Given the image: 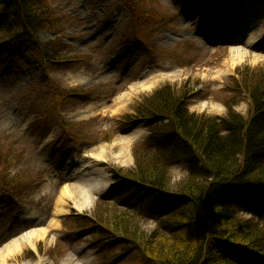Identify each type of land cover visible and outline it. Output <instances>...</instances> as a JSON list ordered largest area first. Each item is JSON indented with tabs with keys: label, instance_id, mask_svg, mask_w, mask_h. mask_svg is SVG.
<instances>
[{
	"label": "rangeland",
	"instance_id": "374dc122",
	"mask_svg": "<svg viewBox=\"0 0 264 264\" xmlns=\"http://www.w3.org/2000/svg\"><path fill=\"white\" fill-rule=\"evenodd\" d=\"M139 1L148 16L137 21L119 0H48L55 25L38 39L60 61L45 65L25 54L29 65L0 66V264H112L92 248L97 237L72 224L110 196V173L134 167L132 147L146 138V122L121 118L163 86L191 90L190 113L225 117L234 79H241L236 71L264 67V0ZM233 54L242 59L231 65ZM149 81L148 90L139 87ZM119 97L127 101L118 105ZM242 99L234 110L247 118ZM123 139L126 162L114 152ZM185 173L184 165L174 167L173 183ZM233 201L244 219L264 228L258 195L237 190ZM153 227L141 226L147 234ZM31 233L34 249L15 245ZM119 254L121 264L132 263Z\"/></svg>",
	"mask_w": 264,
	"mask_h": 264
},
{
	"label": "trees",
	"instance_id": "16d2710c",
	"mask_svg": "<svg viewBox=\"0 0 264 264\" xmlns=\"http://www.w3.org/2000/svg\"><path fill=\"white\" fill-rule=\"evenodd\" d=\"M119 3L132 20L148 16L139 12V0ZM54 23L48 0H0V66L26 65L25 54L45 65L60 61L51 44L38 39ZM236 74L241 79H234L236 95L224 103L225 117L190 113L194 93L163 86L135 107L134 116L121 118L125 125L146 122L147 137L132 147L134 167L113 172L110 196H100L92 215L74 216L72 224L76 233L97 237L92 248L106 252L104 263L121 264L126 258L119 253L132 256L131 264L264 260V228L244 219L233 201L234 191L244 190L264 205V67ZM242 97L247 118L234 110ZM179 165L186 173L173 183ZM4 179L0 174V184ZM149 222L154 227L147 234L141 226Z\"/></svg>",
	"mask_w": 264,
	"mask_h": 264
},
{
	"label": "bare ground",
	"instance_id": "6f19581e",
	"mask_svg": "<svg viewBox=\"0 0 264 264\" xmlns=\"http://www.w3.org/2000/svg\"><path fill=\"white\" fill-rule=\"evenodd\" d=\"M238 25H239V29H242L243 27V34H244V31H245V34L244 35H246V32H248V30L247 29H245V26H243V25H240V23H238ZM248 41H250V38H249V40ZM235 56H240V55H232L231 57H230V60L229 61H231V65H234L238 60L235 58ZM242 59V56H240L239 57V59ZM150 82V81H149ZM154 83L155 82H150L149 83V86H144V85H140L139 87L141 88V89H143V90H148L152 85H154ZM136 86L137 85H135V87L134 88H136ZM138 89V88H137ZM135 90V89H134ZM134 93V92H133ZM123 100H125V101H127V99H126V97H122V98H118L117 99V104L118 105H121L122 104V101ZM119 109H121V107H119ZM114 147H115V149H116V151H114L116 154L115 155H117L116 157H117V159H118V161H120V162H126L128 159H130V152H129V146H128V140H126V139H123V140H119V141H115L114 142ZM91 192H92V194H93V192L95 193V191H93V190H91ZM64 195H65V192L64 193H62L61 195H60V199H63V197H64ZM91 196V193H88V195L87 196H85V197H83L84 199H82L83 201H81L82 202V206H85L87 203H88V199H89V197ZM60 199H59V202H60ZM77 210H81L82 208H80L79 206H78V208H76ZM35 236H36V234L35 233H31V234H29V235H25L23 238H21V239H19L16 243H15V245L17 246V247H19V248H22V247H29V248H31V249H34V238H35ZM39 237V236H38ZM13 254V250H10V249H8L7 251H5V256H11Z\"/></svg>",
	"mask_w": 264,
	"mask_h": 264
}]
</instances>
